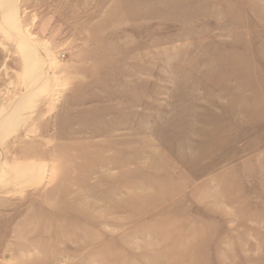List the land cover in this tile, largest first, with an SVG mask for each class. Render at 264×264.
Listing matches in <instances>:
<instances>
[{
  "label": "rangeland",
  "instance_id": "374dc122",
  "mask_svg": "<svg viewBox=\"0 0 264 264\" xmlns=\"http://www.w3.org/2000/svg\"><path fill=\"white\" fill-rule=\"evenodd\" d=\"M0 264H264V0H0Z\"/></svg>",
  "mask_w": 264,
  "mask_h": 264
}]
</instances>
